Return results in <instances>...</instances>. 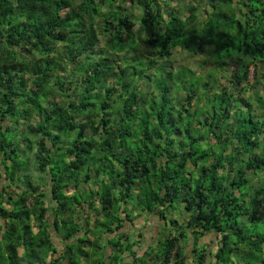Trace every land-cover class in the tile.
I'll list each match as a JSON object with an SVG mask.
<instances>
[{"label":"trees","instance_id":"16d2710c","mask_svg":"<svg viewBox=\"0 0 264 264\" xmlns=\"http://www.w3.org/2000/svg\"><path fill=\"white\" fill-rule=\"evenodd\" d=\"M173 4L0 0V264H187L191 237L193 264H264V117L231 91L264 84V0Z\"/></svg>","mask_w":264,"mask_h":264},{"label":"rangeland","instance_id":"374dc122","mask_svg":"<svg viewBox=\"0 0 264 264\" xmlns=\"http://www.w3.org/2000/svg\"><path fill=\"white\" fill-rule=\"evenodd\" d=\"M193 1L194 0H174L173 8L175 10H177V12H179L180 15H182L181 13H183V10L185 9V7H187ZM132 11L134 12L135 17L140 14L139 10L136 8L135 9L133 8ZM207 11H209V10H207ZM186 17H187V13H184L181 16V18H183V19ZM202 20H204V18L200 17V21H202ZM103 46L104 45L102 42L98 47L103 48ZM142 47L145 48L144 45H142ZM125 55L126 54L123 53L122 55H120V57L123 58ZM208 59H209V54L207 53L206 50L204 52L196 53V52L182 51L180 49H177V50L173 51V57L171 58L170 61H162V62H163V65L173 67V69H175V70H179L181 68L187 67V68L192 69V71H194L196 73L201 72V73H204V75H206L207 70L210 69V66H211V62H209ZM153 70H154L153 68L150 69L149 74H153ZM249 82H250V84L253 83V70L252 69L250 72ZM222 84L225 85L226 87L230 88V85H228L225 81H222ZM263 85H262L260 90H257L259 92H257L256 94L254 93V91L251 90V88L247 89L244 92L242 91L241 88H239L238 90L237 89L231 90L233 92V94H235V96L239 98V100H244V101L247 100V108L246 109L251 110V111L254 110L256 113V116H258L259 118L264 117V109L260 108L261 106L259 103L260 98L264 99V86ZM143 88L145 90H147L145 87H143ZM255 91H256V89H255ZM249 99H251V100H249ZM258 181L255 179H252L251 185L256 186ZM84 186L86 188H89L88 184H84ZM174 213H175V216L173 215ZM171 215L174 216V218L175 217L179 218L180 216H182V209L179 208V210H177V212L174 209H169V211H167V217H170ZM168 221H170V220H168ZM169 224H170V222H168V226L162 230L161 235H160L161 240H164L165 236L169 235L170 230H171V226ZM130 230L134 231L133 233H131L132 241L137 240V238L135 237V229L130 228ZM153 248H156V247L153 246ZM205 248H207V247H205ZM156 249L158 252L160 251V248H156ZM209 250H211V249H209ZM20 253H22V250H20ZM222 264H224V263H222Z\"/></svg>","mask_w":264,"mask_h":264},{"label":"crops","instance_id":"0c3cea01","mask_svg":"<svg viewBox=\"0 0 264 264\" xmlns=\"http://www.w3.org/2000/svg\"><path fill=\"white\" fill-rule=\"evenodd\" d=\"M135 236H139V234H142L144 237L140 239L142 244L140 247H142V251H140L139 255L143 254L146 250H150L151 247L155 246L158 247L159 243V237L161 234L163 223L159 222L157 217L155 216H149V215H143L142 217L138 218L135 222ZM134 231H131L133 233ZM214 235H207L204 238H202L199 241V246L206 245L209 249H212V246H215V243H217L214 239ZM146 239V242L144 243ZM193 238L191 237L188 244L185 245L183 242V247L185 248V257L184 260L187 262V264H193V260L195 255L192 252V245H193ZM181 244V245H182ZM110 252V250H108ZM108 252V253H109ZM216 261L214 259H208L206 264H216ZM109 263V261H108ZM129 264H134L130 261H128Z\"/></svg>","mask_w":264,"mask_h":264}]
</instances>
